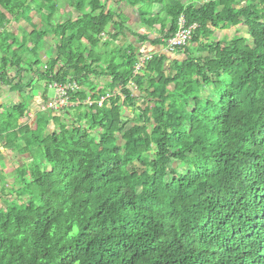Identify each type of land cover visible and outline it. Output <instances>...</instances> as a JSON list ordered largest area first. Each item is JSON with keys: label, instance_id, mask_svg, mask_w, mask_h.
Instances as JSON below:
<instances>
[{"label": "trees", "instance_id": "16d2710c", "mask_svg": "<svg viewBox=\"0 0 264 264\" xmlns=\"http://www.w3.org/2000/svg\"><path fill=\"white\" fill-rule=\"evenodd\" d=\"M181 16L188 44L135 76L128 35L160 51ZM32 75L112 97L33 126L27 100L0 104V264H264V0H0V89Z\"/></svg>", "mask_w": 264, "mask_h": 264}, {"label": "crops", "instance_id": "0c3cea01", "mask_svg": "<svg viewBox=\"0 0 264 264\" xmlns=\"http://www.w3.org/2000/svg\"><path fill=\"white\" fill-rule=\"evenodd\" d=\"M204 2V1H203ZM108 9L116 10V13L122 14L127 19V27L132 30L134 34H145L146 30L141 25V20L139 17V13L135 8L130 7L129 5L122 3L120 5H113V3L108 4ZM237 29V28H236ZM236 29H231L227 31L228 39H231L234 37V34L236 33ZM158 33V31H157ZM220 34H216L215 38L221 39ZM129 40L132 44H134L139 52L142 54L145 53H155L159 51L160 47L158 46H152L149 43H138V39L134 36L128 35ZM43 56L45 57V54L43 53ZM44 59V58H43ZM48 60L44 62V65L47 69H50V64L47 63ZM37 72V69H35ZM30 81L28 83V89L25 92L24 96H21L17 92H11L9 91V88L2 87L0 89V104H7V103H20L23 100H27L29 103L28 105V111L24 116L23 123L27 125H34V122L37 118V114L42 111L43 106L48 99V88H52V83L46 79V78H39L38 75H32L26 78V82ZM24 97V98H23ZM1 127H0V137L4 134L1 133ZM4 142H0V146L3 147ZM10 161L5 162L6 168L4 171L8 170H15V164L20 163V165H24L27 162V156H21L18 154H14L9 156ZM9 167L11 169H9ZM1 170V166H0ZM5 174V173H4Z\"/></svg>", "mask_w": 264, "mask_h": 264}, {"label": "built area", "instance_id": "2783aa9c", "mask_svg": "<svg viewBox=\"0 0 264 264\" xmlns=\"http://www.w3.org/2000/svg\"><path fill=\"white\" fill-rule=\"evenodd\" d=\"M196 29V26L187 27L185 25L184 16L180 18L179 29L168 41L165 42V46L155 53H147L140 57L139 61L135 65L134 75L137 76L140 74L143 66L147 61H149L154 54L170 53L176 51L179 48L184 47L188 44L192 38V33ZM106 38V35H103ZM51 87L56 91V95L53 98H48L43 106V111H49L51 113H59L64 109L78 107L83 104L86 106H93L97 104L99 107H102L105 102L112 97L111 94H107L104 97H101L99 100L95 101L89 96L83 102L77 101L74 102L69 96V91H75L78 89V86L74 84H61V83H52ZM136 88V87H133Z\"/></svg>", "mask_w": 264, "mask_h": 264}, {"label": "rangeland", "instance_id": "374dc122", "mask_svg": "<svg viewBox=\"0 0 264 264\" xmlns=\"http://www.w3.org/2000/svg\"><path fill=\"white\" fill-rule=\"evenodd\" d=\"M205 2V1H207V0H200V2ZM109 4V3H108ZM108 4L106 5V8L108 9L109 7H108ZM9 29H12V28H10L9 27ZM236 29V28H235ZM237 31H236V33L234 34V35H238V36H243V37H248V35H247V30L246 29H244V28H241V27H238L237 29H236ZM46 43H47V45H46V47H44V54H45V57H44V59L42 60V63L44 64V62L46 61V60H48V64H50V67L52 66V59H53V57H54V53H55V46L52 44V42L50 41V39H47L46 40ZM194 55H197V54H195V52H192ZM174 68H176V66H177V64L176 63H173V65H172ZM55 95H56V91L53 89V88H48V98L50 99V98H53V97H55ZM7 104H10V105H13V104H16L15 102L14 103H7ZM143 107H144V105H142V104H140V103H136L135 104V108L136 109H143ZM125 112V111H124ZM123 112V114H125ZM128 128V127H127ZM9 169H11L10 167H9ZM14 171L15 170H13V171H11V170H8V171H4L3 170V176H5L6 178H7V180H6V184L4 185V188H5V194H6V196H8V194H9V189H11L12 188V186H11V184L13 183V176L15 175V173H14ZM5 173V174H4ZM1 185L2 184H0V189H1ZM0 209L1 210H3L4 209V205H3V203H0Z\"/></svg>", "mask_w": 264, "mask_h": 264}]
</instances>
